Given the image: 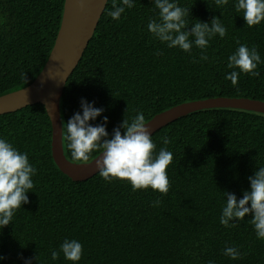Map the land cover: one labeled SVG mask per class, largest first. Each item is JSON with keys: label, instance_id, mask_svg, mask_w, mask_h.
I'll list each match as a JSON object with an SVG mask.
<instances>
[{"label": "trees", "instance_id": "16d2710c", "mask_svg": "<svg viewBox=\"0 0 264 264\" xmlns=\"http://www.w3.org/2000/svg\"><path fill=\"white\" fill-rule=\"evenodd\" d=\"M119 3V0H116ZM196 19H222L224 39L210 42L207 62L160 44L147 30L157 13L151 0H135L120 21L108 15L109 0L81 62L70 77L61 101L63 145L72 163L66 123L81 112V99L104 109L95 124L109 135L124 119L143 112L145 123L181 104L212 98L264 101V64L260 77L241 75L238 85L225 79L228 56L240 44L256 46L264 60V24L249 28L232 3L217 8L214 0H178ZM65 0H0V97L29 87L47 64L64 13ZM222 13V14H221ZM190 31V28H189ZM159 52V55L157 53ZM200 50L193 48L198 60ZM123 133V129H121ZM0 137L7 138L37 169L29 204L17 211L13 224L0 231V264H71L59 250L65 238L83 245L80 264H264V241L251 224L219 223L227 191L242 198L249 176L264 166V115L233 109L199 111L153 135L157 151L166 146L174 161L168 169L170 191H132L129 184L106 183L97 174L74 182L52 157V125L41 104L0 116ZM160 199L158 207L153 201ZM236 246L242 259L223 254Z\"/></svg>", "mask_w": 264, "mask_h": 264}, {"label": "clouds", "instance_id": "9594fccd", "mask_svg": "<svg viewBox=\"0 0 264 264\" xmlns=\"http://www.w3.org/2000/svg\"><path fill=\"white\" fill-rule=\"evenodd\" d=\"M232 3L247 27L254 28L264 24V0H214L217 8ZM156 17L149 20L147 30L152 38L169 49H177L192 56L193 63L207 62V49L210 42L219 36L224 39L227 29L219 17L210 22L198 19L189 23L191 11L182 7L178 0H151ZM135 7V0H112V10L108 15L114 21H120L127 10ZM222 14V13H221ZM190 28V31H189ZM228 56L227 68L232 71L225 76L235 87L243 74L252 78L260 77L259 66L264 64L256 46L240 44ZM193 48L200 50L199 59L193 56ZM159 55V52L157 53ZM104 109L94 103L81 99V112H76L66 122L68 146L75 160L87 162L93 153H99L102 159L97 163L99 176L108 184L115 181L129 184L133 192L152 190L161 196L170 191L168 169L174 156L167 149L170 141L165 137V147L157 151L153 136L145 123L143 112H138L130 121L122 124L109 135L108 117L103 123L93 124L103 115ZM123 129V133L121 131ZM37 169L29 160L27 152H21L7 138L0 137V231L13 224V219L23 205L29 204V193L35 188L34 177ZM250 189L243 192L242 198L231 192H223L225 203L222 206L219 223L225 228L237 226L235 221L251 224L258 240L264 241V166H257L253 176L248 177ZM160 199L153 201L158 207ZM71 264H80L83 259V245L77 239L65 238L59 250H51L50 259L56 261L60 255ZM223 254L231 260L242 259L236 246H226ZM6 258L0 256V261ZM31 264V261H25ZM212 264V262H210Z\"/></svg>", "mask_w": 264, "mask_h": 264}, {"label": "water", "instance_id": "95a60500", "mask_svg": "<svg viewBox=\"0 0 264 264\" xmlns=\"http://www.w3.org/2000/svg\"><path fill=\"white\" fill-rule=\"evenodd\" d=\"M109 0H65L61 27L49 60L29 87L0 97V116L30 106L45 107L52 125V157L58 169L74 182H85L97 174L100 155L89 163H72L63 145L61 101L65 87L81 62ZM233 109L264 115V101L244 98H212L171 108L146 123L153 136L187 115L206 110Z\"/></svg>", "mask_w": 264, "mask_h": 264}]
</instances>
